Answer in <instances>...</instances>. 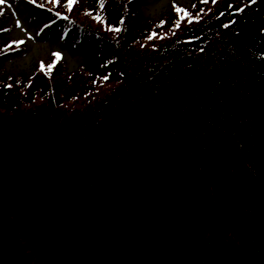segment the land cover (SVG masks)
<instances>
[{"label":"trees","instance_id":"16d2710c","mask_svg":"<svg viewBox=\"0 0 264 264\" xmlns=\"http://www.w3.org/2000/svg\"><path fill=\"white\" fill-rule=\"evenodd\" d=\"M143 1L95 11L124 36ZM27 2L110 83L0 84V264H264V0L176 10L137 49L82 5Z\"/></svg>","mask_w":264,"mask_h":264},{"label":"rangeland","instance_id":"374dc122","mask_svg":"<svg viewBox=\"0 0 264 264\" xmlns=\"http://www.w3.org/2000/svg\"><path fill=\"white\" fill-rule=\"evenodd\" d=\"M41 1L54 5L66 4L67 12L71 10L69 0H59L58 4L52 0ZM211 1L208 0L206 3L204 0H144L139 9L143 18L138 19L134 30L124 36L122 31L119 33L109 31L110 28H119L111 20L110 23L113 25L108 23L109 10L95 11L99 0H76L71 7L74 9L82 5L85 13L101 25L99 29L102 32L103 29L107 30L108 35L113 38L122 35L120 41H123L125 47L137 49L147 40L151 31L158 32L164 23H175L176 15L173 18L172 14L176 13L177 7H172L174 3L181 5L180 8H184L192 15L197 9L203 11L211 7ZM89 8L92 9L88 10ZM2 10L7 11L9 17L1 26L3 29H8L10 26L11 29L0 38L1 55L5 56L9 50L23 46L17 54L7 56L0 62V84L6 87L5 91L8 89L11 91V85L16 90L21 89L23 85L30 86L32 91L36 85L35 90H40L45 84L42 75L46 76V72L58 73L65 78L67 89L64 96L68 99L81 98L84 93L92 91L98 81L110 83L103 77L108 75L102 74L107 72L105 56H100L96 52L90 56L83 55L75 44H70L64 39L65 35L57 25L51 26L52 23L47 25L50 23V17L46 13L39 12L24 0H3V3H0V14ZM261 14L264 16V5L261 7ZM243 28L246 33L253 35L258 25L257 22L253 24L247 22L243 24ZM261 39L264 37L262 36ZM55 54H60V60H63L58 68L59 72L56 71L58 60ZM32 82L35 85H31Z\"/></svg>","mask_w":264,"mask_h":264},{"label":"snow or ice","instance_id":"6c2138e0","mask_svg":"<svg viewBox=\"0 0 264 264\" xmlns=\"http://www.w3.org/2000/svg\"><path fill=\"white\" fill-rule=\"evenodd\" d=\"M52 2L54 3H59V0H52ZM76 2V0H69V8H71L72 4H74ZM204 2H208V0H204ZM256 0H252V3H255ZM0 3H3V0H0ZM242 11V9H241ZM177 12L178 13H183V17L184 18H187L189 17V13H187L184 9L182 8H177ZM177 27H179V24H177ZM109 31H113V32H116V33H119L120 31H122V29L120 28H110ZM156 38L155 34H153L152 36L149 37V39H154ZM162 38V37H161ZM56 55V59L59 60L60 59V54H55ZM105 79H107V77H105Z\"/></svg>","mask_w":264,"mask_h":264}]
</instances>
